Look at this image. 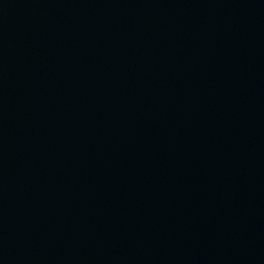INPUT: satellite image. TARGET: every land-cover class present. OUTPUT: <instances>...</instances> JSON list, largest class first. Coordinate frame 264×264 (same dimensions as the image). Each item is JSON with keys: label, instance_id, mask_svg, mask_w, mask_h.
<instances>
[{"label": "water", "instance_id": "1", "mask_svg": "<svg viewBox=\"0 0 264 264\" xmlns=\"http://www.w3.org/2000/svg\"><path fill=\"white\" fill-rule=\"evenodd\" d=\"M0 264H264V0H0Z\"/></svg>", "mask_w": 264, "mask_h": 264}]
</instances>
